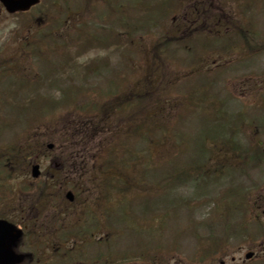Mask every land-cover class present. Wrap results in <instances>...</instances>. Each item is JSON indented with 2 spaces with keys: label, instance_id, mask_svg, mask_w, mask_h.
Returning a JSON list of instances; mask_svg holds the SVG:
<instances>
[{
  "label": "rangeland",
  "instance_id": "1",
  "mask_svg": "<svg viewBox=\"0 0 264 264\" xmlns=\"http://www.w3.org/2000/svg\"><path fill=\"white\" fill-rule=\"evenodd\" d=\"M50 1L51 0L43 2L27 15L22 16L8 15L0 6V156L3 155L0 159V177H2V174L6 171L14 176L9 182L12 183V185L21 180L20 172H29V169H24V166H21L23 164L22 160L27 158L26 162H28L34 159V153H32V151L37 150L36 143H43V145H45L51 142L54 144L52 150L47 151L46 154L43 153V156L39 157L38 161H36L40 165L42 174L54 170L52 165L56 164V168L60 175L69 172L72 175L78 176V174L86 172V176H89L91 174L88 173V171L91 170V176L94 175L96 177L95 173H98V171L94 169L93 164L90 162V156L94 151L101 148L102 144L108 139V152H115V147L119 142V132L123 130V123L127 121L128 117L117 116L118 118L116 117L115 120L111 117L107 121L109 124L106 123L103 127L106 130L114 129V134L112 135V133L104 132L96 139H91V127L86 128L77 124V116H80L79 111H70L72 106H61L63 103L61 99V90L69 86H71L72 89H82L83 91L86 89L89 91L88 93L83 92L77 94L78 100H75V102H78V108H84L89 98L94 99L98 97L92 96L94 90H98L97 93L99 95L105 94L106 92L112 95V97H117L121 94L125 96L129 93L135 95L138 91V88H135V83L146 81L150 75H152V79L149 81L150 87L146 88L147 85L142 86L140 91H143L144 94L150 93L152 97L160 100L162 97H166L164 92H160L162 86H165L166 82L171 81L168 84L169 94L172 98L177 96H180V98L176 102L165 98L164 103L158 106L156 118L159 117L164 124H169L170 126H173L178 120L179 125H174L175 128L170 129V132L176 131L177 129L172 142H179L182 141L183 138L185 139L186 136L193 137L196 134H200L199 132L202 129V125L199 122L200 118L204 115L203 109H201L199 113H197V111L188 112L183 118L185 106H181L179 101L185 99L184 93L187 92L185 89L186 87H192L191 84L195 83L197 87H203L202 84L204 83L200 84V80L196 81L195 77L191 78L188 76L197 73L202 74V77L205 76L204 71L207 69V65L211 63V59L208 62H205L203 59V62H201L200 65L197 64L193 70L189 71L187 69L188 71H186L184 63L192 62L198 50H191L188 56L181 59L180 57L183 56L184 53H180V57H177L175 56V49L170 47L164 49L165 52H163V50H158L157 54L159 55L156 54L154 62L152 61L149 67H146L145 63L141 64V66L146 67L144 69L136 67L139 57L145 59L144 54H146L148 49L151 50L150 48L153 42L156 44L163 42L160 28L157 29V22L160 24L161 28L164 27V31L170 30L171 19L168 16V12L166 11L165 15L162 13L164 10H168V8L165 9L164 6L154 7V10L145 8L146 11H149L148 14L151 16V19H155L153 23L151 22L150 24V28H152L154 33L153 37H151L145 34L146 30L142 31L143 29L137 28L141 26L139 21L136 24L138 17H140V13L137 12L138 10L132 11V9H129L127 6L128 2L129 4H133L132 1L137 2L138 0H116V7L122 10L118 14L115 10L116 7L114 9L109 7V9L105 10L104 5H102V7L97 6L100 4H96V0H90V3H88L87 0H85V3H83L84 0H57L58 3H56V1ZM141 1L145 3V0H140L137 3L140 5ZM156 1L160 2L162 0H148L145 4ZM249 1L250 0H248V2ZM158 2L155 4L157 5ZM185 2L188 1L185 0ZM189 3H193L197 11L205 7V15H214L217 11H222L227 18H232L229 13L232 12L233 7L238 5V3L232 4L230 0H217L214 4L201 2L200 0H190ZM173 4H175L176 7V3L173 2ZM252 8L253 12H249H252L249 18L243 20L240 25L246 28L247 22L252 23L254 33L258 34L256 37L259 41L258 45L260 51L257 55L253 56L252 59H249V61L240 64L236 60L237 57L240 56L238 53L229 58L227 57L231 61L230 65L233 66V68L229 72L224 71L218 83L214 86L218 89L216 95L221 101H225L226 103L227 114H238V112L241 111H246V114L249 113V116H245L244 122L251 123V126L250 124L248 126L241 124V132L237 138L239 145L247 148L249 143L254 144L256 140H260L261 148L264 151V129L254 123L257 122V120H254V117H258L256 108H258V105L261 106L262 104V95L261 92L255 95L254 91H251L249 94V90L258 89L264 85V76L261 75L264 74V2L253 4ZM181 11L185 12L188 10L184 6ZM176 13L180 14V7L177 9ZM148 14L144 15V18L148 17ZM37 19L42 22H36ZM54 19H56V21L58 19L60 22L57 23ZM233 20L236 21L235 19ZM225 22L226 20L222 19L220 23L224 25ZM62 23L64 25H61ZM50 27L55 28L53 31L56 30V36H48L49 38L46 37L42 40V44L36 45L41 43V39L37 38L39 34L38 31L48 35L51 32L49 29ZM131 28H133L135 32L138 31L136 37H134ZM107 30H111L114 35L117 34V37L120 39V46L109 45L113 43L114 40L111 38V31L109 33L105 32ZM219 30L220 33H214L215 37H218L217 39L219 40L224 39L225 33L223 29L220 28ZM90 33L91 35L94 33L95 36H89ZM70 34L72 36H70ZM168 37L169 36L166 38V42L162 44H173ZM104 42H106V46L103 45ZM25 43L26 45H24ZM28 44L33 47H30V45L28 46ZM26 46L31 49H29L27 53H20L18 49L26 48ZM51 46L54 48L53 50ZM232 48L235 51H239L237 48L234 49L233 45ZM216 49L221 50L220 47ZM44 53L52 57V59L53 57L56 58V60H53L51 63L54 66L49 64L53 67L51 71H46L44 67L40 66V63L36 61V59H38L36 55H43ZM221 53H224V51ZM148 55H150V53H148ZM169 57H171L169 60L170 66L174 69L168 64ZM173 57H176L178 61L183 64L179 65ZM25 58L28 59V63L24 62ZM227 58H219L217 62L219 61V64H221L228 60ZM6 62H10L9 66L2 65V63L6 64ZM132 64H134L135 67H132ZM127 69H135L137 78L136 80L135 78H130L131 82H126L127 85L123 86L122 80L119 78L114 80V78L117 76H122V79L126 78L128 75ZM210 72L214 79L216 74L212 72V69ZM26 74H28L30 79ZM178 74H180L181 77L175 78ZM246 76H248V79H242ZM257 76H259L260 79H256L254 82L253 77ZM183 77L188 78L183 81V85L181 84L179 86V82H182L179 78ZM236 77L240 78L242 81L236 82ZM205 81L207 82V79ZM211 83H214V81L211 80ZM70 89L71 88H69V92ZM208 90L211 91L212 88ZM74 92L75 91H72L69 96L73 97ZM205 92V90H199L193 93L192 96L197 97L200 94H206ZM122 96H119V98ZM209 96L211 97V95L208 94L206 99H209L207 102L210 101ZM42 97L57 100L52 103L47 100L46 104V99H42ZM61 101L62 103H60ZM34 102L37 108L44 104L47 105L46 108L56 107L53 109L54 111L57 109L53 115V118L56 119V123H58L55 127L57 133L53 135L52 141L47 134L44 137L42 134V138H40V136L38 137V133L35 136L32 135L33 132L30 135L26 134L30 126L34 129L35 126L42 125L40 122L41 120H39V123L38 121L30 123L36 119L34 117ZM201 102L200 100L196 101L193 107L198 108ZM152 103L154 104L155 102L152 101ZM249 103L254 104L256 108H253L256 110H251L252 106L249 108ZM96 108L97 104H87L86 109H84L82 113H92ZM245 108L247 109L245 110ZM172 111L173 116L171 113ZM180 113H182L181 116ZM206 114H208V112H206ZM251 114L252 116H250ZM27 116L30 118V121L27 122L30 124H25ZM72 116L74 118H72ZM179 117L181 118L178 119ZM240 123L241 122H239V124ZM98 126L99 125L96 124L94 129L96 130ZM253 129L256 131L253 132ZM74 132L77 135V139L69 142V138L71 137L70 133ZM82 133L89 135H87V139L83 137ZM63 136L69 138L65 140ZM191 146V139L186 138L182 147L188 151ZM227 147L232 151L229 146ZM139 148H141V145H139ZM219 148L218 146V149ZM222 148L227 151L229 155H233L226 147ZM209 149L211 152L212 148L210 147ZM12 151H19L21 152L19 154L20 157H24L23 159L19 157L20 161L18 166L16 165V161H12L15 160L10 156L13 154ZM43 151L44 149L40 152ZM64 151L67 152V161L63 154ZM191 151L189 155L186 153L181 154V152L177 154V149L167 144L160 149L158 156L151 158L150 166H152L154 170L160 171L156 174L155 172L151 173L150 177H152V181L145 177L146 181L148 180V183L152 186L150 189L151 192H154L153 196H147L146 193L139 199L131 200L132 203L130 208L127 204L123 212L116 211L113 213L119 215L117 222L115 224L114 219H109V221L112 222L117 228V231L120 232L118 235H115L116 232H112L111 237L113 239L107 240L109 231L114 230L113 226L108 223L99 224V226L102 225L100 228L101 233L97 231V235L105 234V254L111 253V255H116L119 252L136 253L142 244V242L138 243L136 236L139 235L138 231L141 230L148 239L152 240L155 231L153 228L147 229V226L151 224L155 227V220H160L162 216H167V218L165 220L164 231L161 233V242L158 241L159 238H156V242L148 243L156 253H160V251L157 250L158 247L156 244H162L161 250L164 253L163 255L154 257V260L145 259V261H149L151 264H174V262L176 264H181L180 262L186 264L190 262L189 258L195 259L198 263L201 259V255L197 256V252L201 251V247H207V245L212 246L213 244L222 245L227 237H231L233 243V247L229 249L235 251H229V256L235 255L236 261H238V259L243 260V255L249 248L254 250L259 249L260 252L263 251L264 240L260 248L250 244L247 240L245 241V226L240 224L241 221L245 222L247 216L251 213L253 214V211L247 209L246 214L242 212L239 214L240 216L238 215V218L236 216L233 217L232 225L234 229L228 232L226 227H228L229 223L227 224L226 217L230 213V208H228L229 202L234 201V204L232 202L233 206L231 205L232 212L236 210L235 205L240 203L238 196L234 193L235 189L243 191V194L246 196V203L248 196L252 193L256 196V198L254 197L252 200V202H255V205L260 202L261 197L264 198V158L263 160L255 162L245 161V159L243 161L240 160L236 168L233 166V172H235L233 176L228 177L223 174L225 165L219 164L217 160L212 157L214 155L211 154L210 158L205 163L206 165L202 164L198 168L197 166L195 168L191 167L183 174V178L180 176L181 179L174 180L175 176L179 173L177 171L181 169V165L175 163L177 160L187 162V160L190 161L189 157L194 156L197 160V150L192 149ZM247 155L249 156V154ZM98 158H102L101 153H98ZM221 158L226 159V156L222 154ZM3 159L8 162L2 166L1 162ZM164 160H166L167 167L161 165V162ZM228 161L229 165H232L233 160L230 156ZM198 162L197 160L194 163L186 165L197 164ZM95 164H98V161H95ZM217 164L219 165L217 166ZM59 165H62L60 170ZM161 166L162 169H159ZM213 167L215 170L213 175L204 177L207 181L193 174V171H195L194 169L205 170L207 168L212 169ZM103 168L104 165L99 166L100 170ZM237 170L238 172H236ZM209 176L211 177L210 179H208ZM113 177L114 179H119V175ZM87 181L90 182L93 180L81 182L84 184ZM107 181L109 182V179H107ZM166 182H168L166 186L167 197L161 198V188L158 186ZM131 185L130 193H137L136 191L138 190L134 189L137 183L134 182ZM86 186L87 185H84V187ZM45 195V200L41 199V202L37 201V199H34L33 203L27 200L22 201L16 207H5L2 205V201H0V217L14 220L15 223H19L21 226L24 225L25 219V228H31L33 223L30 221H33L37 227L31 228V231L26 233L29 234L28 238L26 234L24 235L18 247L19 252L32 253L30 236L32 232H36V229H39L43 235H50L53 231V221H55V224L63 227L66 226L65 223H68V217L80 212L81 203L79 202L81 201L70 206L69 210H66L65 205L67 203L62 199L61 201L60 197H58V201L56 202L57 206L53 207L50 204L51 197L46 193ZM60 196H62V194H60ZM93 203L94 215H99V213H101V218H105L106 209L103 210V206H101L100 209L97 207L96 202ZM117 207L118 210H120L121 205L116 204L115 208ZM216 210L219 211L218 214ZM56 212H60L58 217H55ZM254 213L258 212L255 211ZM130 224L132 225L131 231L129 229ZM120 228L122 230H120ZM252 233L254 232L252 231ZM47 240L48 239H38L37 245L41 241L44 242ZM66 241L70 242V240ZM51 243L57 242H53L51 239L50 244ZM148 243L144 246H147ZM68 245H70V243ZM45 247L50 248L49 244L42 243L37 254H32L33 258L37 260H41L40 258H48L50 250L45 249ZM90 250L83 249V253H88ZM57 254L61 255L62 259L66 258L70 261L74 252L59 251ZM147 255L152 256L149 252H147ZM257 256L258 253L256 257ZM76 258L77 257H74L73 261H75ZM186 258H188V260H186ZM57 261L58 259H54L52 262L57 264ZM134 261L138 263L136 259H128L126 262L132 263ZM145 261L141 260L140 264H147ZM114 262H122V260ZM259 264H264V261Z\"/></svg>",
  "mask_w": 264,
  "mask_h": 264
},
{
  "label": "trees",
  "instance_id": "2",
  "mask_svg": "<svg viewBox=\"0 0 264 264\" xmlns=\"http://www.w3.org/2000/svg\"><path fill=\"white\" fill-rule=\"evenodd\" d=\"M143 11L140 12V17H138L136 24L138 23V21L140 25L147 22L146 21L147 17L144 18L146 11L145 10ZM36 22L39 23L42 21L37 19ZM141 27L142 26H140V28ZM49 29L51 30V32L48 35H46V33L38 31L39 34L37 38L41 39V43L44 38L46 37L49 38L48 36H51V37L56 36L55 32L53 33L54 28L50 27ZM148 32L149 31H147L146 29L145 34H148ZM115 38L116 37H114L113 40ZM158 50L159 48H156V45H155L153 50L148 51L146 53L147 60L151 61V59L154 58L153 53L154 54L157 53ZM148 53H150L149 57L147 56ZM151 79H152V75H150L146 81H142V82L139 81L135 83V88H138V91L136 92L135 95H133V93L132 94L129 93L125 96H122L123 94H121V95H118L117 97H112V95L110 94H107V95L105 94L104 98L106 99L104 98L102 99L99 96L100 100H104L103 103H100L98 98L95 99L96 103L92 100V103L89 102L88 104H94V105L97 104V108L94 111H92V113H82V111L86 109L87 105H85L84 108H80L79 110L78 105H77L78 102H75V100H78L77 94L83 93V92L88 93L89 92L88 90L85 89L83 91L82 89L81 90L72 89L71 86L66 87L65 89H62L64 91L61 90L62 92L61 99L63 101V103L62 101L60 102L62 103L61 106L62 105L67 106V107L72 106L70 111L72 112L74 110L79 111L80 116L79 115L77 116V119H78L77 124L82 125L83 127H86V128L91 127L92 129L91 134H90L92 136L91 139H96L97 137L101 136L102 133L104 132L112 133V135L114 134V129L106 130L103 127L105 126L106 123L109 124L107 121L111 117L113 116H116V117L117 116L118 117L127 116L128 117L127 121L126 122L124 121L123 123V130L119 132V142L117 143L115 147V152H110V153L108 152L109 139L104 144H102L101 148L94 151L93 155L95 154V157H96L94 158V160L98 161V163L102 160L98 158V153H102L103 151L107 153L105 160L102 161L100 164V166L104 165V168L102 169L103 171L102 170L100 171L98 165L95 170L100 171L102 173H107V174H111V172H117V173L120 172V173H124L125 175H130V176H133L136 174L138 177H135V178H136V181L138 180V182L134 189H137L138 191H136L137 193L131 194L130 193L131 191L130 183L127 180H124L123 178L119 177V179H114V177H107L105 181V185H104L105 188L107 189L106 190L107 191L106 192L107 208H109L110 203H112V201H114L116 196L118 197V195H120L122 201L127 200L126 196L130 194H131L132 201L143 197L146 193H147V196H150V195H151L150 197L153 196L154 192H151V189H150L152 188V186L148 183V180L152 179V177L148 175H151V171L154 170V168L150 166L151 165L150 160L154 156H158V153L162 147H165L167 144H169L168 141H166V139L171 142L170 143L171 147L177 149V154H179L183 150L182 148L178 147L175 141L172 142L174 133L176 131L170 132V129H174L175 128L174 125L170 126L169 124H164V122L161 121L159 117L156 118L157 116L156 111L158 109V106H161V104L164 103L165 98L173 100V102L178 101L179 98L178 96L175 98L171 97L168 91L167 83L165 86H162V90L160 91V92L165 93V96H166L165 98L162 97L159 100V99H155L154 97H152L150 93L144 94L143 91H140V89L142 86H146V85H147L146 88H149L150 87L149 81ZM122 83L124 84L123 86L127 85L126 82H122ZM69 88H71L70 92H69ZM72 91H75V92L73 94V97H70L69 94ZM94 92L96 91L94 90ZM195 92L197 91L196 90L192 91V94ZM205 93L207 94V91ZM119 96H122V97L119 98ZM205 98H207V96H205L204 99H202L201 101H203L204 104H207ZM42 99H46V104H47V100L51 101V103L57 100V99H48L45 97H42ZM152 101H154L155 103L153 104ZM196 101H198V99L194 100V97L192 95H189L186 98V103L184 99L179 101L181 106H185L183 113L188 112V110L190 109L194 110L195 108L193 106L194 104H196ZM33 104L35 105V102ZM46 106L47 105L43 104L37 108L35 105L34 117L36 119L34 120V122H37L38 119L41 118L43 129L47 133V136H49V138H51V141H52L53 135L51 134V132L54 129L52 127L54 124L53 123L54 119H52L53 118V108H46ZM186 106H189V108L188 107L186 108ZM208 107L209 105L203 106V109H208ZM219 107L220 108H217V110H215L214 106L212 108V110H214L215 112L208 119L209 128L206 129L207 133L209 136H211L210 139L213 142H215L216 140H219L223 144H228V145H231V147H234L236 145L235 143L236 133L233 129H231V126L227 124L225 117H223V111L221 109V106ZM199 108H201L200 104H199ZM221 112H222V115H221ZM171 113L173 116V111ZM181 115L182 113H180V116ZM116 117H114L113 120H115ZM72 118L74 117L72 116ZM49 123L50 125H48ZM96 124L99 126L95 130L94 126H96ZM177 124L178 123H175V125ZM82 134L85 139H87V137L89 136L86 133L85 134L82 133ZM70 136H71L70 138L69 137L65 138L64 136L63 137L65 140L69 138V142L74 139H77V135L75 134V132L72 133V135L70 134ZM139 145H141V148H139ZM199 147H200V144H199ZM64 152L67 155V152L66 151ZM73 154H76V153H73ZM66 155H65V158H66ZM190 165H186L185 169L183 168L185 165H182L180 167L181 169L177 171L179 173L178 175L175 176L174 180H179L181 179V177H184L183 174L187 171V169L189 170L191 167L195 168L196 166H198V164H190ZM228 168L229 166L226 165L225 170H228ZM157 172H160V171L155 170V174ZM224 172L227 173L226 171ZM146 176H148L147 181L145 179ZM107 179H109V182L107 181ZM116 180H120L122 182L124 180V184L122 188L120 189L121 191H123L122 193L121 191H118V190H116L115 192L113 191L116 186L112 185V182ZM235 194H237V192H235ZM121 200L118 199V201H121ZM163 219H164V216H162L160 220L159 219L155 220V229H156L155 234L156 235H158L162 231V220Z\"/></svg>",
  "mask_w": 264,
  "mask_h": 264
},
{
  "label": "water",
  "instance_id": "3",
  "mask_svg": "<svg viewBox=\"0 0 264 264\" xmlns=\"http://www.w3.org/2000/svg\"><path fill=\"white\" fill-rule=\"evenodd\" d=\"M9 13L16 11H25L38 0H0ZM51 146H49L50 148ZM38 167L32 168V176L37 177ZM71 197L70 194L67 195ZM14 231L11 225L5 221H0V264H13L20 261V257L14 255L9 247V241L12 239ZM250 255H247L248 258Z\"/></svg>",
  "mask_w": 264,
  "mask_h": 264
},
{
  "label": "flooded vegetation",
  "instance_id": "4",
  "mask_svg": "<svg viewBox=\"0 0 264 264\" xmlns=\"http://www.w3.org/2000/svg\"><path fill=\"white\" fill-rule=\"evenodd\" d=\"M208 2L213 3L214 0H205ZM38 189H34L32 190L33 193L36 194ZM21 196L18 197V199H20ZM25 200V198H24ZM228 249H227V253L222 252V258L223 260H219L217 254H215L213 257L208 258L206 257V259L201 258L200 261L196 264H235V260L233 258V255L229 256L228 253ZM262 256H264V253H262ZM229 258V261H225L226 259ZM262 260L264 259V257L261 258ZM250 263V261H249ZM248 263V264H249ZM76 264H107V259H106V254L105 252H88V253H83L81 254V258L76 262ZM117 264H122V263H117ZM238 264H245V262L243 261H239Z\"/></svg>",
  "mask_w": 264,
  "mask_h": 264
}]
</instances>
